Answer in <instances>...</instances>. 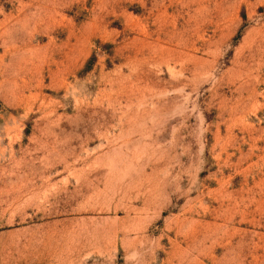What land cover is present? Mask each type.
Here are the masks:
<instances>
[{
	"label": "rangeland",
	"instance_id": "rangeland-1",
	"mask_svg": "<svg viewBox=\"0 0 264 264\" xmlns=\"http://www.w3.org/2000/svg\"><path fill=\"white\" fill-rule=\"evenodd\" d=\"M0 264H264V0H0Z\"/></svg>",
	"mask_w": 264,
	"mask_h": 264
}]
</instances>
